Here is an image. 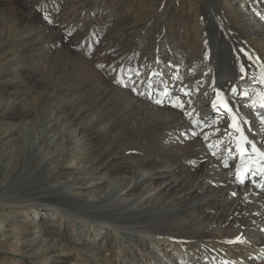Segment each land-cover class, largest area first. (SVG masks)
<instances>
[{
  "label": "rangeland",
  "instance_id": "obj_1",
  "mask_svg": "<svg viewBox=\"0 0 264 264\" xmlns=\"http://www.w3.org/2000/svg\"><path fill=\"white\" fill-rule=\"evenodd\" d=\"M215 7L225 24L242 30L243 46L262 62L252 63L257 72H248L245 79L238 76L228 89L231 93L233 86L237 88L236 106L253 124L251 129L260 133L261 113L248 108L251 99L241 94L255 98L253 90H264L259 83L264 65V0H0V151L10 139L22 137L28 165L34 131L54 122L50 135L63 131L68 141L60 144L65 152L52 165L45 190L60 181H76L88 171L108 173L117 183L126 176L130 161H135L133 169H141L146 157L155 159L165 149L181 153L205 134L207 142L218 141L225 161L234 164L231 146L223 150L230 145L224 141L229 121L224 120V111L212 107L216 99L210 92L211 80L236 71L235 57L217 26ZM244 55L240 54L241 61L249 58ZM182 78L193 86L178 88ZM107 85L109 95L116 93V98L100 97ZM181 102L187 120L199 122V130L193 131L197 135L181 133L176 139L174 132L159 130L127 147L136 130L153 119H166L169 110L180 109L173 104ZM131 105L142 112L135 113ZM95 115L99 120L91 124ZM254 175L258 173L253 168L251 180ZM245 180L240 190L252 182ZM44 199L31 201L38 206H27L29 202L0 206V264H149L145 256H153V264H165L162 257L174 256V245L154 241L148 233L144 235L148 244L129 245L127 231L90 226L84 219L41 205ZM87 229L93 232L88 233L90 246L80 241ZM220 230L215 227L213 232ZM67 236L73 241L65 245ZM240 241L234 242L231 253L264 264L258 247ZM53 245L55 251H45ZM79 246L90 248L95 257L76 255ZM200 253V258L206 257ZM200 258L193 256L190 264H198Z\"/></svg>",
  "mask_w": 264,
  "mask_h": 264
},
{
  "label": "bare ground",
  "instance_id": "obj_2",
  "mask_svg": "<svg viewBox=\"0 0 264 264\" xmlns=\"http://www.w3.org/2000/svg\"><path fill=\"white\" fill-rule=\"evenodd\" d=\"M215 11L221 38L227 40L230 55L235 57L232 61L236 63V71L231 74L225 72L221 78L216 77L211 80L210 92L216 99L214 88L223 91L225 97L230 98L229 104L235 105L234 111L239 112L241 118L245 120L244 113L236 106L235 96L233 97L228 89L239 76L240 64L246 65L249 72H257L255 68H251L252 63L257 65L262 62L252 50L243 46L242 30L225 24L219 9L215 7ZM241 53L251 59L246 58L241 61ZM179 82L177 86L182 90H185L187 86H193L189 79L182 78ZM109 89V85L105 89H99L100 97L108 95L111 99L116 98L117 95H114L116 93L109 95ZM219 108L220 111H224V120L229 121L226 132L230 133L232 132L231 117L223 108ZM130 109H135V113L142 112L132 105ZM98 120L99 116L95 115L90 123L94 124ZM196 121V118L188 121L181 109L169 110V116L166 119L159 121L153 119L136 130L133 140L128 142L127 147L141 143L147 136L159 130L174 132L176 139L181 138V133L192 136L193 131L197 132L200 128L196 125L199 122L196 123ZM55 125L50 121L34 131V140L29 144L33 153L28 165L24 163L22 137L10 139L3 145L0 151V206L25 202H29L27 206H38L37 202L32 204L31 201L35 197L45 198L41 205L53 206L70 216L84 219L90 226L108 225L127 231L129 235L125 238L129 245L148 244L144 236L148 233L147 235L154 241L163 240V244L176 247L172 258H161V263L165 264H190L193 256L202 257L200 252H203L204 257L206 255L211 258H200L198 264H256L255 260L249 261L243 254L231 253L237 238L250 241L264 254V176L254 175V179L251 180L249 170L254 168L258 171L260 168L258 158L253 154L258 162L256 164L249 162L248 171L242 172L243 179L252 182L240 190L239 184L243 182H240L241 178L237 175V169L241 167V161L232 136L226 135L227 140H224L229 141L230 145L221 144V146L224 145V151L229 146H231V152L234 151L235 162L227 163L228 167H225L227 161L220 152L218 141L213 139L207 142L199 137L197 142L191 141L181 153L165 149L158 152L155 159L146 157L141 169H133L135 161H130L132 165L127 169L126 176L120 177L117 183L111 182L108 173L95 175V171L94 173L88 171L76 181H60L53 184L50 190H45L46 180L52 173V165L65 152V148L60 144L68 141L63 131L50 135ZM250 125L253 124L247 121L245 130L249 138L264 150V125L258 134L253 128L251 129ZM209 144L213 147L210 148ZM214 152L215 155H213ZM41 155H43L41 162L33 164L32 161ZM210 179L212 180L209 181ZM75 189L81 191L73 193ZM47 191L53 192L48 194ZM87 195H90V198L87 199ZM238 224L243 225V230H237ZM215 227L221 229V233H214ZM81 233L83 237L80 240L81 243L90 246L88 233L93 232L87 229ZM119 238L123 239L120 236ZM64 240L65 245H68L73 238L67 236ZM187 247H192V250ZM52 249H55L54 245L47 247L45 251ZM74 250L78 256L95 257L90 253V248L79 246ZM188 252L190 255L192 253L190 257ZM180 253H187V259L182 258L185 255ZM144 259L146 263H155L153 256H145Z\"/></svg>",
  "mask_w": 264,
  "mask_h": 264
},
{
  "label": "snow or ice",
  "instance_id": "obj_3",
  "mask_svg": "<svg viewBox=\"0 0 264 264\" xmlns=\"http://www.w3.org/2000/svg\"><path fill=\"white\" fill-rule=\"evenodd\" d=\"M251 59V57H249ZM258 61V58H257ZM249 68L246 67L244 64H240L238 68V74L239 79H245V77L248 75ZM255 79V76H253ZM259 83L261 85H264V65H261V71L259 74ZM214 91L216 92V100L213 101L212 107L215 109L217 108V105L219 107L223 108L231 117V129L232 132L228 133V135L232 136L233 141L235 142L236 150L239 153V158L241 161V167L237 169V175L240 176L241 182H243V171H247L248 167H250L251 164H256L258 161L260 163L259 171L262 175H264V150H262L261 147H258L257 144L254 142L253 139L249 138L248 132L245 130V125L247 124V121L243 120L240 116V113L237 111H234L235 105L229 104V97H225L223 91L217 90L214 88ZM232 96L238 95V90L235 86H233L231 89ZM255 92V98H252L248 92H243L241 95H243L246 99H251V104L248 105L251 109H254L255 111L261 113V125H264V90H253ZM157 103H161V101H156ZM173 107H178L181 110L184 109V104L181 103H174ZM188 115H191V113H188ZM195 123V121H194ZM217 131H219L217 129ZM193 135H197V133H193ZM209 138L208 134L204 135V139L207 140ZM209 147L212 148L213 145L209 144ZM229 153L231 154V150L229 149ZM253 154H255V157L258 158L255 159L253 157ZM215 155V152L213 153ZM225 167H228L227 162H225ZM235 195V193H233ZM237 241H240V238H237ZM229 243H233V241H229Z\"/></svg>",
  "mask_w": 264,
  "mask_h": 264
}]
</instances>
